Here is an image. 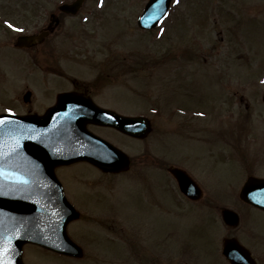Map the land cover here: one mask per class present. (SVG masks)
<instances>
[{
	"label": "rangeland",
	"instance_id": "1",
	"mask_svg": "<svg viewBox=\"0 0 264 264\" xmlns=\"http://www.w3.org/2000/svg\"><path fill=\"white\" fill-rule=\"evenodd\" d=\"M146 1L84 0L80 18L76 19L75 38L61 36L65 46L60 70L76 79L91 78L95 70L84 63L82 53L86 47L93 59L109 57V50L98 48L101 42L109 44L112 66L122 60L134 65L143 63L139 61L142 58L162 60L159 63L165 65L150 66L151 74L123 73L111 87L112 104L118 103L123 111H143L152 120L147 138L138 141L113 131L108 133L109 140L131 160L141 154L158 153L169 154L170 160L189 161L185 153L207 152L213 166L208 177L217 184L215 175L229 177L238 169L234 161L221 166L213 162V158L217 160L221 137L236 138L229 122H251L252 125H241L240 134L250 131L254 135L246 137L264 138V0H173L166 21L157 29L143 31L137 27L136 18ZM0 9L9 10L7 0H0ZM90 11L100 13L90 17ZM3 15L13 17L7 12ZM85 15L89 16L87 21H83ZM17 34L0 24V111L24 112L28 107L22 95L27 89L35 98L33 109L40 110L45 100L42 96L47 94L45 88L54 78L63 79L49 73L43 61H29L23 50L19 54L12 47ZM182 74H189L180 77L186 87L182 91L177 85L172 89ZM64 85L66 82L59 88L67 87ZM122 91L129 97L123 103L115 98L123 95ZM160 98L157 113L152 106ZM163 101L169 105L182 102L206 106L207 147L205 143L170 137L169 125H163L158 118L167 119L169 115ZM69 169L60 173L66 181L67 196L84 210V215L70 222L67 231L87 254L75 260L27 244L23 246L25 264H155V239L164 264L169 260L174 264L184 261L185 256L177 254L178 247L186 255L193 254L190 264H226L219 252L218 237V205L229 196L222 186L211 192L206 211L194 207L183 212L182 196L171 192L163 171L159 173V186L153 188L152 183L134 181V167L130 174L113 177L85 165ZM261 169L264 171V167ZM145 185L150 186V191ZM154 197L160 200V210L155 209ZM172 242L176 245L172 246ZM162 250H170V255H164Z\"/></svg>",
	"mask_w": 264,
	"mask_h": 264
},
{
	"label": "flooded vegetation",
	"instance_id": "2",
	"mask_svg": "<svg viewBox=\"0 0 264 264\" xmlns=\"http://www.w3.org/2000/svg\"><path fill=\"white\" fill-rule=\"evenodd\" d=\"M76 0H7L9 10L0 9V18H3L4 24H8L14 32L20 34H40L42 36L39 40L31 42L29 47H23L26 52L27 59L33 61L39 59L44 62L45 69L48 72H52L55 76L61 77L63 81L52 80L51 86H47V94L42 96L45 99L39 106L44 111L52 104L55 103L57 96L60 93L67 92L71 94L69 97L71 99L67 100L71 104H82L84 108H89L92 103L103 109H109L117 113H123V109L120 110L119 104H112V85L114 81L119 80L118 74H113L112 64L107 63V59L94 60L92 59L90 52L87 51L86 47L82 53L84 63L88 65L91 69L95 70L94 75L89 79H75L72 76L64 74L61 72L59 67V62L62 56H64L63 48L65 46L62 41V37L75 38L77 29L76 21L77 17H80L81 9L73 12L67 7L64 8L65 4H72ZM10 13L13 17H7L3 13ZM19 17H23L19 18ZM7 22V23H6ZM11 25V26H10ZM7 26V25H6ZM16 29H21L22 31H17ZM18 36V35H17ZM62 36V37H61ZM18 49H22L18 48ZM103 50H107V46H102ZM85 57V58H84ZM148 65L149 68H145ZM158 64H149V62H143L138 65V70L143 72L150 69V66L156 67ZM128 67L122 68L125 71ZM61 72V74H60ZM183 75L178 76V80L183 78ZM177 80V81H178ZM175 82L174 86L182 91L186 87L183 79ZM66 82L67 87L59 88L61 84ZM57 83V85H56ZM123 95L120 97H115L118 102H125L128 96L126 93L122 92ZM182 95H185L182 93ZM186 99L185 97H183ZM92 102V103H91ZM91 103V104H90ZM34 101L32 100L26 111H33ZM199 108L201 119L204 118L205 109L204 106H197ZM159 111L160 107H156ZM172 109L180 110L181 114H177V111H172L170 130L171 133L179 138L180 141L191 140L192 136L195 134L197 142L205 143L207 147L208 140L205 138L207 135V123L205 121H194L191 116V111L193 110L191 106L179 102L174 104ZM234 128L236 138H226L221 137V145H219V153L217 155V160L213 158V162H219L220 166L226 164L227 162H237V172L229 177L215 175L217 178V184L212 182V177L209 178L210 166L206 153L202 151L201 153L186 154L189 155L191 160H172L166 162L161 159L158 155H144L140 156V163H143L141 167L146 166L152 170L153 178L148 173L150 170L140 169V173L135 175L142 183L148 182L155 187L159 186L161 171L167 172L169 166L178 167L184 170L188 175L195 181L199 186V193L202 195L201 198L196 201V204L200 205L201 209L208 206L206 194L211 192H216V188L222 186L224 192L229 194L227 197V203L225 206L231 208L237 215L234 225H227L221 220V225L219 227V234L221 238V243L224 238L233 237L240 245L246 248L247 251L243 250L241 247L236 249L237 258L247 257L248 264H264V210L248 204L238 197L232 196L238 194L245 182L249 177L252 178H264V171L261 169L264 167V138L257 137H242L241 136V125L242 123H231ZM87 127L91 130L97 129L101 137L105 138V132L111 131L112 128L108 126L88 124ZM252 134V133H251ZM240 136V137H239ZM218 145V144H217ZM252 157L249 161L247 156ZM134 166V165H132ZM138 166V165H137ZM99 174L106 175L107 173L101 170L96 171ZM209 178V179H208ZM229 179L230 181L223 182L222 180ZM169 186L176 183L173 176H169L167 180L164 181ZM149 185V184H148ZM176 187V186H175ZM146 188V185H145ZM147 191H150V186H147ZM249 192H264V189H250ZM186 204L182 211H190L192 208V201L186 198ZM155 209L160 210V200L154 197L153 199ZM221 209V208H219ZM154 258L155 264H161V250L160 245L154 242ZM185 264H190V254L186 255ZM169 264H174L168 262Z\"/></svg>",
	"mask_w": 264,
	"mask_h": 264
},
{
	"label": "water",
	"instance_id": "3",
	"mask_svg": "<svg viewBox=\"0 0 264 264\" xmlns=\"http://www.w3.org/2000/svg\"><path fill=\"white\" fill-rule=\"evenodd\" d=\"M169 3L170 0H163V3L149 0L138 24L143 28L155 26L162 17L146 19L152 6L167 10ZM29 97L30 92H26L23 99L27 101ZM69 99L60 95L57 104L43 115L0 114L14 122L0 125V191L11 193L0 195V247L11 241L10 251L5 254L11 264H23L21 251L26 242L68 255H80V249L66 234V225L77 212L67 202L54 167L86 160L103 169L118 171L124 169L128 161L120 150L86 130L87 122L109 124L134 137H141L149 130V122L142 117L113 113L111 120L105 121L104 115L98 117V111L64 110V103ZM171 172L184 194L198 195L184 173ZM261 182L264 185V180ZM248 186L243 188L240 197L264 207V194L247 193ZM222 216L232 222L228 210H223ZM227 243L231 244L229 241L224 244V254L231 264H238Z\"/></svg>",
	"mask_w": 264,
	"mask_h": 264
},
{
	"label": "snow or ice",
	"instance_id": "4",
	"mask_svg": "<svg viewBox=\"0 0 264 264\" xmlns=\"http://www.w3.org/2000/svg\"><path fill=\"white\" fill-rule=\"evenodd\" d=\"M175 2H178V0H175ZM160 3H163V0H160ZM167 15L168 13H167L166 8L162 9L156 6H152L146 19L147 20H159L161 17H166ZM16 30L22 31L21 29H16ZM8 112H11V109H8ZM105 115L107 116V114ZM12 123L14 122L9 120L7 116H0V125H6V124H12ZM9 194L11 193L0 191V195H9ZM10 247H11V241H8L7 245L0 247V264H11L10 259H5V254L10 251Z\"/></svg>",
	"mask_w": 264,
	"mask_h": 264
}]
</instances>
